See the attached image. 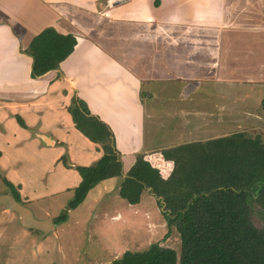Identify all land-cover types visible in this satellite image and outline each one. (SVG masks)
I'll return each mask as SVG.
<instances>
[{
    "label": "crops",
    "instance_id": "crops-1",
    "mask_svg": "<svg viewBox=\"0 0 264 264\" xmlns=\"http://www.w3.org/2000/svg\"><path fill=\"white\" fill-rule=\"evenodd\" d=\"M47 29L71 35L77 44L59 70L34 79L28 51ZM179 49L183 54L178 60ZM163 80L230 85L228 96L237 111L264 122V0H0V103H7L10 111L41 113L37 119L45 129L56 128L48 121L67 124L86 148L94 147L69 112L74 99L83 100L112 130L127 172L144 146L139 128L152 116L143 101L152 95L143 85ZM175 109L182 122L177 146L200 142L201 128L192 127L190 117L207 111L201 106ZM35 139L46 152L67 140L60 142L47 133ZM162 151L144 156L168 176L172 163ZM127 207L130 211L139 206Z\"/></svg>",
    "mask_w": 264,
    "mask_h": 264
},
{
    "label": "rangeland",
    "instance_id": "rangeland-1",
    "mask_svg": "<svg viewBox=\"0 0 264 264\" xmlns=\"http://www.w3.org/2000/svg\"><path fill=\"white\" fill-rule=\"evenodd\" d=\"M182 54V49L177 50L176 58L179 60ZM229 86L216 87L211 81L145 82L143 90L152 97L143 101L152 116L138 127L142 129L139 133L144 136V146L137 155L174 148L180 143L182 122L179 124V110L175 108L182 105L194 109L201 106L207 111V115L190 117L191 126L201 128L197 132L199 141L248 132L251 137H261L264 143V122L241 113V109L236 114L235 100L228 96ZM238 105L241 107V101ZM6 107L7 103H0V194L15 196L38 220H55L74 199L81 179L77 168L95 165L102 149L95 143L86 148L67 124L54 126L48 121L56 128L45 129L37 119L41 113L23 114ZM254 111L260 112L258 108ZM66 115L69 117L68 112ZM248 128L252 129L246 131ZM41 133L51 134L60 142L65 137L67 140L56 150L46 152L41 141L35 139ZM147 135L151 137L146 139ZM69 171L74 173L68 175ZM123 172L126 174V168ZM123 180L124 176L98 184L77 209L68 212L67 221L55 225L47 235L23 227L16 213L0 205V264H113L127 252H142L154 244L171 247L180 254V236L175 227L170 229L163 208L152 195L145 192L144 201L130 211H126L128 204L121 198L115 200ZM252 220L264 229V213L257 205L253 206Z\"/></svg>",
    "mask_w": 264,
    "mask_h": 264
},
{
    "label": "trees",
    "instance_id": "trees-1",
    "mask_svg": "<svg viewBox=\"0 0 264 264\" xmlns=\"http://www.w3.org/2000/svg\"><path fill=\"white\" fill-rule=\"evenodd\" d=\"M76 44L71 35L43 31L28 51L34 61L32 78L59 70ZM69 112L76 128L104 154L95 165L77 168L81 182L55 225L66 222L68 212L77 209L98 184L124 176L118 197L134 206L142 202L145 192L152 195L163 208L170 229L176 228L181 253L154 244L142 252H127L113 264H264V229L252 220L254 205L264 213L261 137L239 132L165 149L163 158L172 163L168 176L140 155L124 174L110 127L79 98Z\"/></svg>",
    "mask_w": 264,
    "mask_h": 264
},
{
    "label": "water",
    "instance_id": "water-1",
    "mask_svg": "<svg viewBox=\"0 0 264 264\" xmlns=\"http://www.w3.org/2000/svg\"><path fill=\"white\" fill-rule=\"evenodd\" d=\"M0 205L5 207L8 211L16 213L19 216L20 224L27 229L40 231L45 235L55 229L53 219L42 221L36 219L33 212L28 207L18 202L12 194H0Z\"/></svg>",
    "mask_w": 264,
    "mask_h": 264
},
{
    "label": "built area",
    "instance_id": "built-area-1",
    "mask_svg": "<svg viewBox=\"0 0 264 264\" xmlns=\"http://www.w3.org/2000/svg\"><path fill=\"white\" fill-rule=\"evenodd\" d=\"M117 1H120V0H117ZM113 3H115V2H111V5H113Z\"/></svg>",
    "mask_w": 264,
    "mask_h": 264
},
{
    "label": "flooded vegetation",
    "instance_id": "flooded-vegetation-1",
    "mask_svg": "<svg viewBox=\"0 0 264 264\" xmlns=\"http://www.w3.org/2000/svg\"><path fill=\"white\" fill-rule=\"evenodd\" d=\"M6 194H10V193H6Z\"/></svg>",
    "mask_w": 264,
    "mask_h": 264
}]
</instances>
